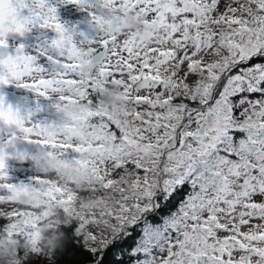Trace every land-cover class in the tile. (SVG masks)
I'll list each match as a JSON object with an SVG mask.
<instances>
[{
    "label": "snow or ice",
    "instance_id": "6c2138e0",
    "mask_svg": "<svg viewBox=\"0 0 264 264\" xmlns=\"http://www.w3.org/2000/svg\"><path fill=\"white\" fill-rule=\"evenodd\" d=\"M59 2L86 11L93 26L101 22L90 10L100 0ZM5 3L25 5L21 24L57 35L35 54L24 44L0 54V85L40 72L17 86L42 97L67 86L73 94L59 100L80 108L59 136L26 142L89 173V186L75 190L38 175L0 184V192L35 186L44 196L29 210L0 211V233L25 241L15 264H264V0H103L117 21L135 13L144 33L99 31L79 44L72 43L75 26L60 22L48 0H0V27ZM37 54L47 59L38 62ZM92 65L95 75L80 78ZM52 69L56 79L44 75ZM107 85L129 107L103 103ZM5 104L0 95V116ZM80 124L76 142L70 132ZM40 128L22 131L44 137ZM6 135L12 145L14 134L0 123V180H9ZM8 203L0 196V207ZM48 209L62 217L63 234L50 252L38 246Z\"/></svg>",
    "mask_w": 264,
    "mask_h": 264
},
{
    "label": "clouds",
    "instance_id": "9594fccd",
    "mask_svg": "<svg viewBox=\"0 0 264 264\" xmlns=\"http://www.w3.org/2000/svg\"><path fill=\"white\" fill-rule=\"evenodd\" d=\"M28 7H39L38 4L33 5L29 3ZM25 5L23 4H15L10 5L5 3L3 7V23L2 27H0V40H4L7 43L6 37L9 34H17L19 35V29L22 28L24 34L30 33L34 25L30 22H26L21 24L20 20L17 19V15L21 12L22 8ZM86 10L89 9L88 4L82 5ZM96 13L98 17H100L101 22L99 24L94 25L96 29L102 32L105 37H108L115 33L127 34L129 32H135L138 34L144 33L143 21L138 19L135 13H128L125 15H121L120 19L117 21L114 19L115 13L110 11L108 8L103 6V0H100L99 3H93L91 5V9ZM72 43H76L72 41ZM79 47V45H77ZM83 51V49H81ZM59 59V57H57ZM84 60H87L88 57H83ZM98 65H92L91 67H84L82 69V75L80 78H87L89 75L94 76L96 72V68ZM9 65L5 63L4 65V73L5 76H9ZM57 69H52L51 71L46 72L44 75L48 78L56 79ZM62 71V69H61ZM41 78L40 72H33L30 75H26L21 77L20 79H11L12 84H20L25 83L29 79L38 80ZM56 88H63L62 91H51L48 90L45 95L48 98H55L54 103L51 105L52 113L44 119L33 120L29 119L28 112H16L15 108L10 111L5 104L3 108V115L0 116V123H3L5 129L11 130L14 134V143L12 145L7 144V140L9 137L6 135L5 137V147H13L14 154L15 144L20 142H26L27 139H40L46 138L49 133L56 132L57 135L61 133L63 126L67 123H71L74 117L79 116L80 108L77 105L69 104L64 101H60V96H68L73 93L70 92L67 86L56 85ZM34 93H38L39 90H33ZM33 99H38V96H33ZM100 100L109 106H116L117 108H127L129 107L124 100L120 98V89L118 87L107 85L104 90L100 93ZM20 119L22 123H16V121ZM39 123L41 128L39 129L44 133V137H36L29 136L25 132L22 131L23 127L33 126L34 124ZM83 130V124L78 125L77 130H73L70 132L72 138L79 142L81 139V132ZM59 142V140H58ZM47 151L43 147H39L35 152H23L27 160L31 161V166L34 168V176H42L46 178H50L53 180H57L61 183V185H67L71 187L73 190L75 189H83L87 188L88 185V177L89 173L84 169L77 170L75 166L65 167L62 163L61 158L54 151L53 155L49 156ZM12 183L10 180H0V184H10ZM0 196H3L5 200H10V203L6 204L4 207H0V211H6L8 208H13L17 211L29 210V206L31 203L36 201L44 200L43 193L36 188L35 186H29L26 189H5L3 192H0ZM43 210V209H41ZM52 213L50 218L45 219L39 225L40 229V239H39V247H44L46 245L47 239L50 233L44 229L45 223H52L57 220H61L62 217L59 213L56 212L55 209H48ZM22 249V244L20 240H15L14 242H9L8 238L0 233V264H15L17 259V251ZM23 254V253H21ZM49 264H52L49 261Z\"/></svg>",
    "mask_w": 264,
    "mask_h": 264
},
{
    "label": "rangeland",
    "instance_id": "374dc122",
    "mask_svg": "<svg viewBox=\"0 0 264 264\" xmlns=\"http://www.w3.org/2000/svg\"><path fill=\"white\" fill-rule=\"evenodd\" d=\"M83 23V21H81ZM79 33L83 34V38L97 39L99 35V30H80ZM56 33L52 29H42L38 26H34L30 33H26L24 36H19V38L24 39V51L26 54H35V48L37 46L43 45L45 41H51L56 37ZM25 37V38H24ZM26 39V40H25ZM74 39V37H73ZM22 44L20 40L16 41V45ZM15 45V46H16ZM14 46V47H15ZM49 54H54V50L49 49ZM15 54L13 52L11 55ZM38 62L47 59L46 56H39L37 54ZM45 67H50L49 64H45ZM0 95L4 97L6 104H11L13 108H18L20 112H30L32 113L31 119L40 120L51 115L52 108L51 105L54 103L55 98L42 97L38 93H34L32 89H26L19 87L15 84L9 83L7 85H0ZM38 96V99H33V96ZM39 109V110H37ZM39 145L30 144L28 142H20L15 144L16 152H35ZM8 153L5 159L6 169L8 172V179L13 183L24 182L28 183L29 178L34 175V168L31 166L30 160H17L14 155L13 147H8L5 149ZM56 221L52 223H45L44 229L48 232L53 229ZM47 225H52L51 228L46 227ZM40 239V234H39Z\"/></svg>",
    "mask_w": 264,
    "mask_h": 264
},
{
    "label": "flooded vegetation",
    "instance_id": "af4514ba",
    "mask_svg": "<svg viewBox=\"0 0 264 264\" xmlns=\"http://www.w3.org/2000/svg\"><path fill=\"white\" fill-rule=\"evenodd\" d=\"M48 2L51 6H54L56 8L57 17L60 22L66 23L69 27H72L73 25L75 26L73 37L74 41L78 44L81 40H84L83 36L79 33L80 30H98L89 23L87 12L82 11L78 6H73L69 3H60L59 0H48ZM81 21H83V23H81ZM6 40L7 45L11 47L9 55L15 52L14 46L16 45V41L20 40L22 44L24 43V39L22 37L19 38V35L15 33L9 34V36L6 37Z\"/></svg>",
    "mask_w": 264,
    "mask_h": 264
},
{
    "label": "trees",
    "instance_id": "16d2710c",
    "mask_svg": "<svg viewBox=\"0 0 264 264\" xmlns=\"http://www.w3.org/2000/svg\"><path fill=\"white\" fill-rule=\"evenodd\" d=\"M5 221L4 220H0V225H2ZM50 235L47 239L46 245L42 248L40 247L42 250H47V251H52L54 248L58 247L60 244V239L62 237V233L59 231L58 229V224L56 223L55 226L53 227V229H51V231L49 232ZM21 244H22V249L26 252L27 249L25 247V241L23 239H19ZM86 259V257H85Z\"/></svg>",
    "mask_w": 264,
    "mask_h": 264
},
{
    "label": "water",
    "instance_id": "95a60500",
    "mask_svg": "<svg viewBox=\"0 0 264 264\" xmlns=\"http://www.w3.org/2000/svg\"><path fill=\"white\" fill-rule=\"evenodd\" d=\"M11 51V47L9 45L5 46H0V54L7 53L9 54ZM99 54V52L97 53Z\"/></svg>",
    "mask_w": 264,
    "mask_h": 264
}]
</instances>
